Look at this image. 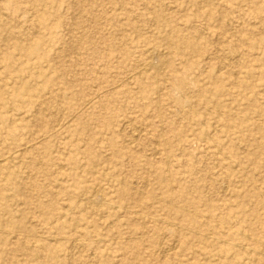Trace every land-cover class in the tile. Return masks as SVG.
Masks as SVG:
<instances>
[{"label":"rangeland","instance_id":"1","mask_svg":"<svg viewBox=\"0 0 264 264\" xmlns=\"http://www.w3.org/2000/svg\"><path fill=\"white\" fill-rule=\"evenodd\" d=\"M0 264H264V0H0Z\"/></svg>","mask_w":264,"mask_h":264},{"label":"bare ground","instance_id":"2","mask_svg":"<svg viewBox=\"0 0 264 264\" xmlns=\"http://www.w3.org/2000/svg\"><path fill=\"white\" fill-rule=\"evenodd\" d=\"M153 53H155V52H153ZM155 55H156V53H155ZM154 55V56H155ZM153 56V55H152ZM160 57V56H159ZM165 59V58H164ZM155 61H153V59H152V61H153V64L154 65H156V66H160V64H161V61L160 60H158V59H154ZM150 61V60H149ZM156 61H158V62H156ZM153 64H152V66H153ZM145 68V67H144ZM147 68V67H146ZM164 68V67H163ZM130 123V122H129ZM57 127V126H56ZM135 127V126H134ZM143 129H144V127H143ZM13 161V160H12ZM60 167V166H59ZM126 184V183H125ZM104 188V187H103ZM134 188V187H133ZM99 189V188H98ZM97 189V190H98ZM101 189V188H100ZM97 190L95 191V195L97 194ZM141 191V190H140ZM100 193H101V191H99ZM99 194V193H98ZM94 196V195H93ZM93 196H92V198L91 199H93ZM95 198H94V200H93V204L95 205L94 207H99L100 208V200H99V195H96V196H94ZM101 200H102V198H101ZM105 199H103L102 201H104ZM104 203V202H103ZM93 204H92V207H93ZM105 204V203H104ZM87 205V204H86ZM101 206H102V204H101ZM102 208V207H101ZM95 209V208H94ZM98 209V208H97ZM140 214V213H139ZM146 216V215H145ZM104 218V217H103ZM229 228V227H228ZM19 234V233H18ZM227 242V241H226ZM176 245V244H175ZM74 246V245H73ZM238 247H243L242 245H238ZM245 248V247H244ZM175 249H176V247H175ZM246 249V248H245ZM170 250V249H169ZM173 250V249H172Z\"/></svg>","mask_w":264,"mask_h":264}]
</instances>
